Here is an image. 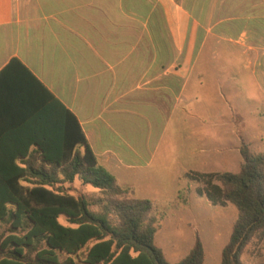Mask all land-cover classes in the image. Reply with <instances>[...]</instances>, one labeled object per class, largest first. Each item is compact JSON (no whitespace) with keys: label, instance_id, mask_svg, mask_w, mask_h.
<instances>
[{"label":"crops","instance_id":"crops-1","mask_svg":"<svg viewBox=\"0 0 264 264\" xmlns=\"http://www.w3.org/2000/svg\"><path fill=\"white\" fill-rule=\"evenodd\" d=\"M206 59L212 110L186 99ZM57 101L117 181L155 160L173 121L198 138L190 154L208 120L264 154V0H0V155L55 149Z\"/></svg>","mask_w":264,"mask_h":264},{"label":"trees","instance_id":"trees-1","mask_svg":"<svg viewBox=\"0 0 264 264\" xmlns=\"http://www.w3.org/2000/svg\"><path fill=\"white\" fill-rule=\"evenodd\" d=\"M22 64L14 59L8 70ZM62 109L57 147L36 154L0 155V264H170L155 245V203L135 198L98 163L76 117ZM53 142V141H51ZM238 173H192L213 206L238 210L221 264H246L243 256L264 237V154L244 145ZM80 182L99 192L91 202L67 186ZM97 206L99 210H94ZM65 218L69 225H63ZM201 239L177 264H205ZM257 264H264V260Z\"/></svg>","mask_w":264,"mask_h":264},{"label":"rangeland","instance_id":"rangeland-1","mask_svg":"<svg viewBox=\"0 0 264 264\" xmlns=\"http://www.w3.org/2000/svg\"><path fill=\"white\" fill-rule=\"evenodd\" d=\"M201 66L213 70L216 61L201 60L198 70L192 75L186 99L198 95L207 109L212 110L214 86L210 84L211 81L206 89L198 86ZM214 77L213 72H210L208 80L214 82ZM180 129L177 122L173 121L159 153L147 168L114 175L120 185L132 183V186L124 187H132L135 198L155 203L152 213L157 221L155 245L164 252L170 264L185 259L194 248L197 238L201 239L206 251L205 264H221L223 251L238 218V210L230 204L225 207L213 206L202 193L204 184L190 180L187 174L238 173L244 162L240 146H237L240 141L237 143L231 137L229 125L218 132L208 120L206 139L198 146V149L205 150V154L193 155L190 153L199 140H186ZM220 133L221 139L218 136ZM263 151L262 148L260 152ZM67 188L76 198L84 196L90 202L100 196L97 190L83 186L80 182ZM93 209L99 210L97 206ZM60 222L69 225L65 218H61ZM242 259L246 264L263 261L264 237L248 246ZM74 260L76 264H85V255L80 254Z\"/></svg>","mask_w":264,"mask_h":264}]
</instances>
